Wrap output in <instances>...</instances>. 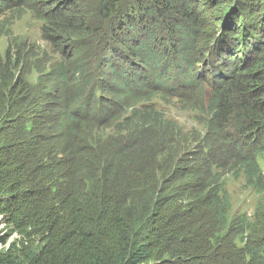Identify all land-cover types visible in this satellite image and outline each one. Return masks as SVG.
Segmentation results:
<instances>
[{
  "label": "trees",
  "instance_id": "trees-1",
  "mask_svg": "<svg viewBox=\"0 0 264 264\" xmlns=\"http://www.w3.org/2000/svg\"><path fill=\"white\" fill-rule=\"evenodd\" d=\"M227 3L0 0L57 55L0 56V264H264V0L216 38ZM227 174L251 217L230 218Z\"/></svg>",
  "mask_w": 264,
  "mask_h": 264
},
{
  "label": "rangeland",
  "instance_id": "rangeland-1",
  "mask_svg": "<svg viewBox=\"0 0 264 264\" xmlns=\"http://www.w3.org/2000/svg\"><path fill=\"white\" fill-rule=\"evenodd\" d=\"M236 1L239 2L241 0H228V3L220 8L224 13H219L221 15V20L217 24L218 29L216 31V38L226 30L227 19L240 23L243 15L251 19V21L254 18V16H251V14H254L253 7L249 9L241 6L238 7V11H234L235 8H237ZM207 10L209 14L217 13V9L212 8ZM229 29L231 30V28ZM2 33L7 34L0 36V56L5 54L8 46L13 47L15 51L19 46H25V50L27 51L26 58H31V62L36 59H41L42 63L48 64L57 58L55 49L42 38L41 24L34 20L26 9L13 8L6 11L4 15L0 17V35ZM213 44H216V40H214ZM218 46L219 45H216V48ZM29 63L25 65L23 69H25V72L29 75L28 78L35 82L38 73L35 70L30 72L28 68ZM155 103L158 109L165 114L167 119L178 123L185 130H192L197 127L193 114L190 111H186L177 100L170 102L157 100ZM224 183L233 204L230 218L233 219L239 213L247 214L251 217L260 201V196L255 191L247 189L243 180L236 181L231 175H225ZM2 229L3 228L0 229V236L7 232ZM2 231L5 232L3 233ZM15 237L16 236H12L10 240L3 245V248H6Z\"/></svg>",
  "mask_w": 264,
  "mask_h": 264
},
{
  "label": "clouds",
  "instance_id": "clouds-1",
  "mask_svg": "<svg viewBox=\"0 0 264 264\" xmlns=\"http://www.w3.org/2000/svg\"><path fill=\"white\" fill-rule=\"evenodd\" d=\"M227 175H229V174H227ZM231 176H232V175H231ZM224 177H225V176H224ZM233 179H234V178H233ZM234 180H235V179H234ZM242 180H243V179H242ZM223 182H224V178H223ZM244 184H245V183H244ZM224 185H225V183H224ZM225 188H226V186H225ZM229 195H230V194H229ZM231 201H232V200H231ZM232 206H233V204H232ZM232 209H233V207H232ZM230 214H231V213H230ZM1 228H3L2 230H6L7 232L4 233L5 231H2L4 234H2V235L0 236V238L4 237V236L7 235V234H10L8 228H7L5 225H2ZM1 228H0V229H1ZM12 236H16V237H17L16 233H14V234H12V235L9 237V240H10V238H11ZM16 237H15V238H16ZM15 238H14V239H15ZM14 239H13V240H14ZM9 240H8V241H9ZM8 241H7V242H8ZM12 242H13V241H12ZM12 242H11V243H12ZM11 243H10V244H11ZM10 244H9L6 248H3V245H4V244H0V251L3 250V249L8 250L9 247H10Z\"/></svg>",
  "mask_w": 264,
  "mask_h": 264
}]
</instances>
